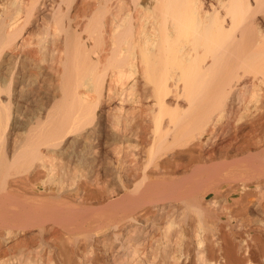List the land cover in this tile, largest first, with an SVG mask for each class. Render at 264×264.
I'll use <instances>...</instances> for the list:
<instances>
[{"label":"bare ground","instance_id":"bare-ground-1","mask_svg":"<svg viewBox=\"0 0 264 264\" xmlns=\"http://www.w3.org/2000/svg\"><path fill=\"white\" fill-rule=\"evenodd\" d=\"M0 264H264V0H0Z\"/></svg>","mask_w":264,"mask_h":264},{"label":"rangeland","instance_id":"rangeland-1","mask_svg":"<svg viewBox=\"0 0 264 264\" xmlns=\"http://www.w3.org/2000/svg\"><path fill=\"white\" fill-rule=\"evenodd\" d=\"M222 156H223V157H222ZM222 156H219V155L216 156V157L219 159V163H216V162L218 161L216 157H215V160H217V161L214 160V161H212V162H210V163H212L213 165H217V164L219 165V164H221V162L223 161V160L220 161L221 159H224V158H225V160H226V156H225V157H224V155H222ZM225 160H224V161H225ZM229 160H231V159H229ZM224 161H223V162H224ZM207 164H208V163H207ZM212 164H211V165H212ZM187 175H188V174H187ZM183 176H184V175H183ZM157 213H158V212H157ZM157 213H155L156 216H157L156 218L159 217L157 220H161V218H160L161 216H162V219L165 217V216H164L165 214H164L163 212H161L162 214H161V213H158L159 215H158ZM163 214H164V215H163ZM163 216H164V217H163Z\"/></svg>","mask_w":264,"mask_h":264}]
</instances>
